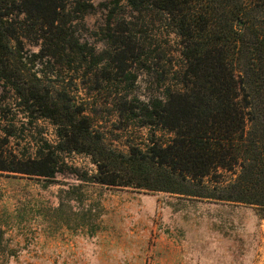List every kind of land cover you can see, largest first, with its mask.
Instances as JSON below:
<instances>
[{
	"label": "rangeland",
	"instance_id": "1",
	"mask_svg": "<svg viewBox=\"0 0 264 264\" xmlns=\"http://www.w3.org/2000/svg\"><path fill=\"white\" fill-rule=\"evenodd\" d=\"M14 1L0 10L21 78L67 110L40 117L0 81V165L49 146L56 166L51 178L0 170V264H264V208L101 185L89 155L56 150L69 118L87 119L116 153L169 140L143 124L146 106L181 88L180 39L165 16L122 2L107 22L111 0L42 11Z\"/></svg>",
	"mask_w": 264,
	"mask_h": 264
},
{
	"label": "trees",
	"instance_id": "2",
	"mask_svg": "<svg viewBox=\"0 0 264 264\" xmlns=\"http://www.w3.org/2000/svg\"><path fill=\"white\" fill-rule=\"evenodd\" d=\"M31 1L41 11L64 3ZM14 2L0 0V6ZM122 2L139 15L163 14L180 39L181 88L167 89L163 99L146 106L143 122L167 132L169 140L152 138L145 150L132 146L128 154L116 153L90 131L87 119L69 118L56 150L89 155L101 185L263 209L264 0H111L107 22ZM6 17L0 10L3 90L26 96L17 105L42 107L40 117L54 119L67 107L24 83L11 52L15 29ZM46 149L28 163L10 160L0 170L51 178L55 152Z\"/></svg>",
	"mask_w": 264,
	"mask_h": 264
}]
</instances>
